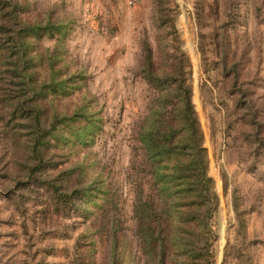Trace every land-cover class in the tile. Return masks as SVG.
I'll return each mask as SVG.
<instances>
[{
  "label": "rangeland",
  "instance_id": "1",
  "mask_svg": "<svg viewBox=\"0 0 264 264\" xmlns=\"http://www.w3.org/2000/svg\"><path fill=\"white\" fill-rule=\"evenodd\" d=\"M186 93L191 203L138 137ZM0 264H264V0H0Z\"/></svg>",
  "mask_w": 264,
  "mask_h": 264
},
{
  "label": "trees",
  "instance_id": "2",
  "mask_svg": "<svg viewBox=\"0 0 264 264\" xmlns=\"http://www.w3.org/2000/svg\"><path fill=\"white\" fill-rule=\"evenodd\" d=\"M48 24V23H47ZM50 27V26H49ZM38 25H32L27 26L24 29H22V32L25 30L27 32L36 33L39 30ZM47 31H50L48 26H44ZM51 35V32L49 33ZM146 59L150 60V52L148 50L144 51ZM147 71H151V69H147ZM158 78V77H156ZM60 81H56L55 78L50 80L48 86H53L55 84H58ZM189 93H186L185 103H184V123L183 129H186L185 132H182L181 136H178L177 138H166L163 135L158 137L155 133L160 132L159 127H156L153 125V127H150L148 129L142 128L138 131V137L139 141L141 142V147L145 148V150L148 153V156L151 160L149 170H155L154 174H158L157 178L155 180L160 179H171V185H179L182 187V189L188 193L189 196V203L194 201L196 198H200L202 195L201 193H210L212 189L213 181L211 178L207 177L206 174V165L207 160L204 159V166L205 168L201 171H197L196 173L192 172L191 174L184 173L183 168L186 166H196L198 164V159L201 158V153L199 149L197 148V145L195 143V137H198L199 139V133L197 132V126L198 121L197 117L195 115V111L193 110V106L190 103L189 99ZM182 98L179 100L177 98L176 102L180 103L182 101ZM177 126V125H175ZM173 125H171V130H173ZM186 150L188 151L187 157L180 156L179 153L180 150ZM175 154V161L171 163V166H161V170L158 172L157 167L159 165V162L167 161V159L171 158V155ZM154 158V159H153ZM184 158V159H183ZM159 166V167H160ZM158 167V168H159ZM133 168H135L136 172L140 169V166L136 167V165H133ZM167 170V171H166ZM196 171V170H195ZM131 183L134 181L131 180ZM134 184V183H133ZM199 184V185H198ZM140 184L138 182H135V201H134V231L135 236L137 240L142 238V234L144 235V219L145 214H141V209H139V204L137 203L139 196H140ZM181 189V190H182ZM175 190V193H178L176 190L171 188V191ZM200 193V194H199ZM66 196V195H64ZM205 196V195H204ZM188 203V204H189ZM240 221V220H239ZM174 225L171 221V227Z\"/></svg>",
  "mask_w": 264,
  "mask_h": 264
}]
</instances>
